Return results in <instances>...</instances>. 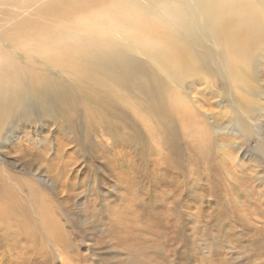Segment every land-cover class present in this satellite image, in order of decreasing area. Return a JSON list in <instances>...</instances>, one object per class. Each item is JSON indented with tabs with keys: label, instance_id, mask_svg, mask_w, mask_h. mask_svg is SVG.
<instances>
[{
	"label": "rangeland",
	"instance_id": "374dc122",
	"mask_svg": "<svg viewBox=\"0 0 264 264\" xmlns=\"http://www.w3.org/2000/svg\"><path fill=\"white\" fill-rule=\"evenodd\" d=\"M15 21L0 20L6 35ZM40 22L36 32L59 43L98 34L87 29L93 22L63 36L62 21ZM191 79L178 86L195 110L190 126L171 107L165 117L150 114L145 93L117 86L125 100L117 98L114 109L97 95L91 113L75 108L70 120L20 127L14 109L0 142V169L17 200L11 212L0 204V264H264V124L222 130L223 111L247 115L236 106L243 105L235 99L241 91L215 80L212 93ZM73 85L87 90L78 78ZM196 127L212 139L200 143Z\"/></svg>",
	"mask_w": 264,
	"mask_h": 264
},
{
	"label": "bare ground",
	"instance_id": "6f19581e",
	"mask_svg": "<svg viewBox=\"0 0 264 264\" xmlns=\"http://www.w3.org/2000/svg\"><path fill=\"white\" fill-rule=\"evenodd\" d=\"M37 1L0 0V20L16 18L7 35L5 23H0V142L7 126H12L14 109L19 124L61 116L68 120L75 108L91 113L89 105L97 95L114 109L117 98L125 100L114 93L112 88L118 91L117 87L125 93L127 89L145 93L150 114L165 117L171 107L190 126L195 110L187 105L189 95H183L187 92L179 89L191 78L207 84L212 93L215 80L233 83L241 91L235 99L243 105H235L247 115L234 110L233 117L223 111L222 130L243 133L251 121L264 124V90L258 78L264 61V0ZM42 19L63 22L58 36L73 27L86 30V23L92 22L87 29L98 34H77L59 43L57 37L36 32ZM110 33L113 37L101 35ZM77 78L87 89L83 93L73 85ZM169 83L176 87L169 90ZM104 86L108 90H102ZM192 132L204 134L200 143L212 139L206 127ZM167 133H172L168 125ZM0 182L1 211L11 212L17 199L1 169Z\"/></svg>",
	"mask_w": 264,
	"mask_h": 264
}]
</instances>
